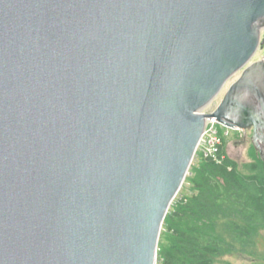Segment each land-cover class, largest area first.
<instances>
[{
  "label": "water",
  "instance_id": "95a60500",
  "mask_svg": "<svg viewBox=\"0 0 264 264\" xmlns=\"http://www.w3.org/2000/svg\"><path fill=\"white\" fill-rule=\"evenodd\" d=\"M263 28L264 0H0V264H156L207 117L264 162Z\"/></svg>",
  "mask_w": 264,
  "mask_h": 264
},
{
  "label": "trees",
  "instance_id": "16d2710c",
  "mask_svg": "<svg viewBox=\"0 0 264 264\" xmlns=\"http://www.w3.org/2000/svg\"><path fill=\"white\" fill-rule=\"evenodd\" d=\"M264 44V43H263ZM194 159L162 223L156 264H216L229 254L264 259V162Z\"/></svg>",
  "mask_w": 264,
  "mask_h": 264
},
{
  "label": "rangeland",
  "instance_id": "374dc122",
  "mask_svg": "<svg viewBox=\"0 0 264 264\" xmlns=\"http://www.w3.org/2000/svg\"><path fill=\"white\" fill-rule=\"evenodd\" d=\"M261 38H264V28L261 31ZM260 59H264V44H262V46L257 50L251 59V62ZM239 75L240 71L235 74L230 83L223 86L222 90L219 92L222 93V95L220 97H216L217 105L221 101L228 87L239 77ZM210 105L211 102L207 106ZM219 129L225 140V151L230 158L238 161L239 163H243L246 161H252L255 158V155L259 154L251 142V129H247L245 134L240 130L228 128L226 126L219 125ZM225 131H227V134H225ZM165 244L166 241L163 239V234L160 232L157 251L158 248H160L159 246H164ZM216 264H264V259L255 256L229 254L220 257Z\"/></svg>",
  "mask_w": 264,
  "mask_h": 264
},
{
  "label": "built area",
  "instance_id": "2783aa9c",
  "mask_svg": "<svg viewBox=\"0 0 264 264\" xmlns=\"http://www.w3.org/2000/svg\"><path fill=\"white\" fill-rule=\"evenodd\" d=\"M219 125L223 126L215 116H209L205 119L203 132L197 144L193 160L211 158L215 161H221L224 158V153L221 151L223 136L220 133ZM225 134H227V131H225Z\"/></svg>",
  "mask_w": 264,
  "mask_h": 264
},
{
  "label": "flooded vegetation",
  "instance_id": "af4514ba",
  "mask_svg": "<svg viewBox=\"0 0 264 264\" xmlns=\"http://www.w3.org/2000/svg\"><path fill=\"white\" fill-rule=\"evenodd\" d=\"M240 73H241V71H240ZM240 76V75H239ZM251 132H252V130H251Z\"/></svg>",
  "mask_w": 264,
  "mask_h": 264
},
{
  "label": "clouds",
  "instance_id": "9594fccd",
  "mask_svg": "<svg viewBox=\"0 0 264 264\" xmlns=\"http://www.w3.org/2000/svg\"><path fill=\"white\" fill-rule=\"evenodd\" d=\"M237 130H240V129H237Z\"/></svg>",
  "mask_w": 264,
  "mask_h": 264
}]
</instances>
